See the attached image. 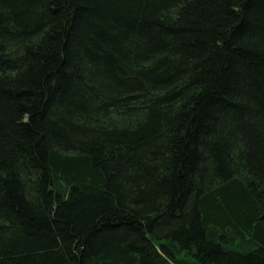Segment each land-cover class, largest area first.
Returning <instances> with one entry per match:
<instances>
[{"label": "trees", "instance_id": "trees-1", "mask_svg": "<svg viewBox=\"0 0 264 264\" xmlns=\"http://www.w3.org/2000/svg\"><path fill=\"white\" fill-rule=\"evenodd\" d=\"M0 264H264V0H0Z\"/></svg>", "mask_w": 264, "mask_h": 264}]
</instances>
